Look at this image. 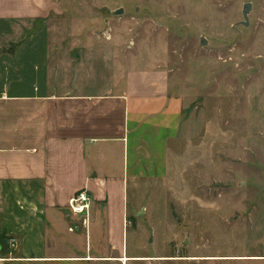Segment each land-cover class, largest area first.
<instances>
[{
    "label": "crops",
    "instance_id": "crops-1",
    "mask_svg": "<svg viewBox=\"0 0 264 264\" xmlns=\"http://www.w3.org/2000/svg\"><path fill=\"white\" fill-rule=\"evenodd\" d=\"M97 6L0 0V264L168 258L132 255L129 220L137 225L147 208L129 203L159 194L185 104L155 58L134 61L123 38L94 33L99 20L76 15ZM79 192L90 200L87 230L68 209Z\"/></svg>",
    "mask_w": 264,
    "mask_h": 264
},
{
    "label": "rangeland",
    "instance_id": "rangeland-1",
    "mask_svg": "<svg viewBox=\"0 0 264 264\" xmlns=\"http://www.w3.org/2000/svg\"><path fill=\"white\" fill-rule=\"evenodd\" d=\"M85 2L99 6L76 15L123 38L134 61L155 58L185 104L159 194L129 203L147 208L129 220L132 255L177 260L129 264H264L223 260L264 255V0Z\"/></svg>",
    "mask_w": 264,
    "mask_h": 264
},
{
    "label": "built area",
    "instance_id": "built-area-1",
    "mask_svg": "<svg viewBox=\"0 0 264 264\" xmlns=\"http://www.w3.org/2000/svg\"><path fill=\"white\" fill-rule=\"evenodd\" d=\"M68 209L71 216L80 218V225L87 230L89 227L90 200L86 193L79 192L73 196L68 202ZM69 230L72 231L73 228ZM17 244L16 238H8L7 245L9 249H15Z\"/></svg>",
    "mask_w": 264,
    "mask_h": 264
},
{
    "label": "bare ground",
    "instance_id": "bare-ground-1",
    "mask_svg": "<svg viewBox=\"0 0 264 264\" xmlns=\"http://www.w3.org/2000/svg\"><path fill=\"white\" fill-rule=\"evenodd\" d=\"M132 260H140V261H150L151 259L150 258H134V259H132ZM154 260H156V259H154ZM157 260H163V261H165V260H176V259H174V258H157ZM189 260H197V259H195V258H192V259H189ZM118 261L119 262H121V263H123V264H126L127 263V261H129V259L128 258H126V257H123V258H120V259H118Z\"/></svg>",
    "mask_w": 264,
    "mask_h": 264
},
{
    "label": "water",
    "instance_id": "water-1",
    "mask_svg": "<svg viewBox=\"0 0 264 264\" xmlns=\"http://www.w3.org/2000/svg\"><path fill=\"white\" fill-rule=\"evenodd\" d=\"M250 8H251V4L247 3V4L244 5L243 12H242V16H243V18L245 20V25L246 26L248 25V16H247V14H248ZM121 13H122V10H118V14H121Z\"/></svg>",
    "mask_w": 264,
    "mask_h": 264
}]
</instances>
